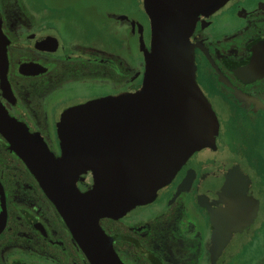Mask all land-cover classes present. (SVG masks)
I'll list each match as a JSON object with an SVG mask.
<instances>
[{
    "label": "flooded vegetation",
    "instance_id": "af4514ba",
    "mask_svg": "<svg viewBox=\"0 0 264 264\" xmlns=\"http://www.w3.org/2000/svg\"><path fill=\"white\" fill-rule=\"evenodd\" d=\"M81 2L0 0V107L58 162L66 110L137 94L150 49L143 0ZM189 40L214 141L96 222L119 264H264V0H226ZM72 179L92 188L84 169ZM80 240L0 130V264H93Z\"/></svg>",
    "mask_w": 264,
    "mask_h": 264
},
{
    "label": "water",
    "instance_id": "95a60500",
    "mask_svg": "<svg viewBox=\"0 0 264 264\" xmlns=\"http://www.w3.org/2000/svg\"><path fill=\"white\" fill-rule=\"evenodd\" d=\"M225 1L143 0L151 36L142 87L66 110L59 162L0 107V130L80 233L93 264H119L97 215L149 200L194 150L214 141L217 118L195 82L189 36L199 15ZM79 169L93 177L85 193L72 179Z\"/></svg>",
    "mask_w": 264,
    "mask_h": 264
},
{
    "label": "rangeland",
    "instance_id": "374dc122",
    "mask_svg": "<svg viewBox=\"0 0 264 264\" xmlns=\"http://www.w3.org/2000/svg\"><path fill=\"white\" fill-rule=\"evenodd\" d=\"M119 0H91V3H104V4H107V5H114V4H119L120 2H118ZM27 2L29 4H34L36 3V0H27ZM123 3V0L122 2ZM75 4L77 5H82L83 3L81 2V0H75Z\"/></svg>",
    "mask_w": 264,
    "mask_h": 264
},
{
    "label": "bare ground",
    "instance_id": "6f19581e",
    "mask_svg": "<svg viewBox=\"0 0 264 264\" xmlns=\"http://www.w3.org/2000/svg\"><path fill=\"white\" fill-rule=\"evenodd\" d=\"M185 183V182H184Z\"/></svg>",
    "mask_w": 264,
    "mask_h": 264
}]
</instances>
